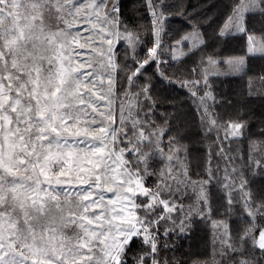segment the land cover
<instances>
[{"label": "snow or ice", "instance_id": "6c2138e0", "mask_svg": "<svg viewBox=\"0 0 264 264\" xmlns=\"http://www.w3.org/2000/svg\"><path fill=\"white\" fill-rule=\"evenodd\" d=\"M144 3L152 47L140 60L141 33L124 22L120 0H0V264H128L135 239L147 250L133 256V264H169L160 258L159 225H175L176 213L181 232L195 216L211 219L213 182L223 215L230 217L238 205L241 224L233 230L228 219L211 221L212 264H264V187H254V177L264 178V128L257 138L245 137L246 121H219L212 93L196 91L210 88L205 63H227L240 74L247 57L264 59V36L248 34L246 20L259 15L264 21V0L227 5L218 35L234 34L232 29L247 35L245 56L202 57L189 70H199L201 79H185L177 69L176 82L198 99L203 136L216 134L203 165L207 179L196 180L190 149L182 143L188 138L182 118L163 114L164 126L157 125L149 86L132 91L145 65L167 63L160 57L170 5ZM171 7L185 15L182 0ZM191 27L176 42L194 41L180 56L205 43L198 26ZM121 41L127 48L123 63ZM180 56L173 46L171 59L179 63ZM158 72L163 76L159 66ZM246 84L249 97L264 99V73ZM235 139H246V147L226 146ZM155 160L162 166L153 170ZM149 177L156 180L152 187L145 184ZM189 196L193 202L185 205ZM171 231L165 228L163 235Z\"/></svg>", "mask_w": 264, "mask_h": 264}, {"label": "trees", "instance_id": "16d2710c", "mask_svg": "<svg viewBox=\"0 0 264 264\" xmlns=\"http://www.w3.org/2000/svg\"><path fill=\"white\" fill-rule=\"evenodd\" d=\"M166 2L169 3L168 0ZM183 4L190 9L196 11L193 18H200L203 20L206 31L209 34L210 40L205 43L197 50L194 51V55L198 57V54L208 49L215 51L216 54L223 56L228 55L227 53H243L245 52L247 45V36L245 34L240 36H234L231 38H223L218 35L220 25L224 22L228 16L230 9L227 6L230 0H182ZM145 4L143 0H120V10L124 22L134 25L139 21L140 13L144 10ZM248 22V28L252 32L258 34H264V21L261 20L259 15H250ZM180 20V19H179ZM150 22V19L148 20ZM182 24L184 22H181ZM146 43L142 46L141 50L136 53L137 59L142 60L143 55L147 52V49L152 44V36L148 32L146 34ZM215 49V50H214ZM118 54L121 62H124V54L127 51L126 45L121 41L118 45ZM163 59V58H162ZM165 59V58H164ZM131 68H135L136 65L132 60L127 61ZM182 64L180 68L184 71L197 67V63H192L191 59L183 58L179 63ZM166 67L167 73H172V67ZM159 69L165 74L164 68L159 66ZM199 71V70H198ZM259 73H264V59L251 57L248 72L240 76H232L226 80H221L219 86L214 89L220 91L218 96V110L216 113H220L223 119H239L246 121L248 127L244 130L245 137L254 138L258 136L259 131L264 128V99H261L257 95L251 97L247 94V80L250 76H254ZM164 77L158 72L157 62H151L142 69L141 74L137 77L135 83L137 87H134L132 91H137L139 86L148 85L149 95L152 100L156 102L153 115L151 119L156 122L155 119H164L163 114L173 115L174 108L181 110L182 115L180 116L184 121L185 131L188 133L186 140L192 145L194 154L196 156L195 149L198 147L196 159L204 165L206 160V151L209 145H213V141L216 138V134L213 132L207 137L203 136L202 129L200 126V120L197 109L196 112L189 111L188 104H192L193 96L188 92L181 89H174L167 81H164ZM212 86V84H211ZM156 87L159 89V93L156 91ZM223 88V90H222ZM162 93V96L160 95ZM160 95V99L158 96ZM144 111H147L148 103L145 102ZM195 108V106H194ZM171 111V113L169 112ZM185 115L183 116V114ZM243 144H247L246 139H239ZM237 139L226 142V146L230 145L233 149L236 147ZM213 154L216 148H212ZM215 162V158H214ZM155 178L149 177L146 179L149 187L155 185ZM213 190L216 192L215 199L217 201L216 209L214 213L225 210L223 206L224 201L221 193L217 190V185L213 182ZM217 197V198H216ZM146 202V201H144ZM187 202V201H186ZM194 227H191L190 233L181 232L178 226H175V231H171L167 236H160L162 239L160 242L161 252L169 253L167 255L169 261L172 263L173 260L179 261V264L186 261L185 264H191L198 260L200 257L210 254L212 248L210 244L211 239V228L206 218H195ZM236 221H240L237 218ZM160 228L165 231V228L169 227L166 222H161ZM204 232V233H203ZM201 236V237H199ZM176 239V240H175ZM167 244L168 247L165 249L163 245ZM206 245V248L203 247ZM189 249V251H188ZM146 251V248L142 246L140 239H135L130 249L127 252L128 264H133L132 257L137 253Z\"/></svg>", "mask_w": 264, "mask_h": 264}, {"label": "rangeland", "instance_id": "374dc122", "mask_svg": "<svg viewBox=\"0 0 264 264\" xmlns=\"http://www.w3.org/2000/svg\"><path fill=\"white\" fill-rule=\"evenodd\" d=\"M168 1H169V3L166 2V0H165V2L168 5H170V7L165 9V12H166V15H167V19L164 21V29H165V31L162 34V40H163L165 51H163L161 53V57H160L161 60L167 61V63H160L158 65V62H157V65L161 66L162 68H164V70L166 69V67L168 65H170L169 67H172V73L171 72L167 73L166 70H165L166 73L165 74L163 73V76H162V77L165 78L164 81H167L174 89H176V90L181 89V90H184V91H186V92H188L190 94V92H189V90L187 88L181 87L180 83L176 82L177 79H178V75H179L178 72H177V69H180L182 64L177 65L175 63L174 65H172V63H174V61L171 59L173 46H176V55H178V56H180L181 52H188L189 48H191L193 43H194L193 40H188V41H186V42H184L182 44H179V45H176V42L180 41L183 36H185L186 34L191 33L193 31V29L191 27L192 24H196L198 26L199 32L201 33L202 38L204 39V41H209L210 37H209L208 32L206 31V28H205L203 20H201L200 18H198V19H194L193 18V15H194V13H196V11H194L193 9H190V8H188L186 6L185 7V15L181 16V15L177 14V12L175 11V9L173 7H171V5L175 4L177 2V0H168ZM143 2H144V0H143ZM249 16L250 15H248L246 17L247 28H248V22H249V19H250ZM139 17H140L139 21L134 23V25L128 24V26H129V28L131 30H134V31H137V32L141 33L142 44L137 48L136 53L139 51V49L141 50L143 45H145V43H146V41H145L146 40V34L148 32L151 34V22L147 21V19L148 20L150 19L147 7H144V10L141 11ZM225 20H224V22H225ZM181 22H184V23L182 24ZM224 22L220 25L219 30L224 25ZM141 25H143L144 27H140ZM232 33H234V34L226 35L223 38H227V37L231 38V37H234V36L243 35V34L235 33V29H232ZM248 34L255 35L258 40L260 39V37L264 36V34H258L256 32H252L249 28H248ZM150 47H152V44L149 46V48ZM246 48H247V45H246ZM227 54L228 55L220 56V55L216 54L215 51H212V50L208 49V51H204V52H201L200 54H198V57H196V55H194V52H193V53H190L187 56H180V60L186 57V58L191 59L192 63H197L198 65H199V62H200L202 57L205 58V60L207 59V57H212L213 59H215L217 61H226V60H228L230 58L245 56L246 55V49H245V52H243V53H227ZM142 55H143V59H144L145 56H146V53L142 54ZM129 60H131V58H129ZM250 60H251V57H247L246 58V64H247L246 73L248 72V69H249ZM203 67H207L209 69V75H208L207 83H208V85H210V88L206 89V88H204L203 85L199 86L196 89L197 95L198 96H203L204 95V91H210L212 93V95L215 97V100L217 102H218V96H219L218 93H220V91H219V89L215 90L214 89V85L217 88L219 86V83H220L221 80H226L227 78L232 77V76H240V75L246 74V73L236 74L234 72V70L230 67V65H228L227 63H218V64H216L214 66H208L205 63L203 65ZM212 73H219V75H213ZM250 77H252V76H250ZM184 78L185 79H201V75L199 74V71L196 74H193L192 72L185 71V77ZM170 80L172 82H169ZM211 84H212V86H211ZM222 90H223V88H222ZM156 91L159 93V89L157 87H156ZM160 95L162 96V93ZM160 95L158 96L159 99H160ZM191 103L192 104H188V106H187L189 111L192 110V111L196 112L195 109L198 108V103H199L198 99L196 97H193V101H191ZM208 103L210 105L212 104L211 101H209ZM194 106H195V108H194ZM216 106H218L217 103L214 105V113H215V118L218 119L219 121H221V122L229 121V120L239 121V119H233V118L232 119H223V118H221L220 113H216V110H218V108ZM169 112L171 113V111H169ZM172 113L175 114V115H178L179 117L182 115L181 110L176 109V108H174ZM184 115H185V113L183 114V116ZM155 120H156L155 123L157 125L164 126V119H160V120L159 119H155ZM182 123L184 125L183 119H182ZM254 138H257V136L254 137ZM182 143L186 144L189 147L190 152H191L190 159L192 160V165H191L190 175L192 176V179L193 180L200 179V178L207 179V176L205 175L204 170H203V164H201L196 159L198 147L195 149V152H196V156H195L194 149H193L192 145L189 143V141L184 139L182 141ZM164 144L165 145L167 144V137L164 138ZM237 144H239L242 149L246 147V145L243 144L239 139H237L236 145ZM165 150H167V149L165 148ZM197 163H199L201 165V167H197ZM161 166L162 165L160 164L159 160H155V161L152 162L153 170L159 169ZM254 179L256 181L254 187H257V188L264 187V178H262L260 176H257V177H254ZM155 183H156V181H155ZM145 184H146L147 187H149V185H148V183L146 181H145ZM211 191L213 193V209L215 210L216 209V205H217V201L215 199L216 192H215V190H213L212 187H211ZM220 195H222V194H220ZM193 199H194V197L189 196V197L183 199L182 202L185 205H188V204H191L193 202ZM224 212H225V210H223V212L219 211L217 213H214V211H213V213L211 215V219L206 218V221L209 222V220H210V223H209V226L211 228L210 244H211L212 250H211L210 254H206V255L200 257L198 260L194 261L191 264H212V262H213V232H214V230H213V226H212V223H211L212 220L228 219L229 223H230V226L232 227L233 230H235L236 228H238L240 226L241 221H239V222L236 221L237 218L240 217V208H239L238 205L234 208V210H233V212H232L230 217H226L225 215H223ZM195 218L199 219V218H203V217H200V216L193 217L190 221L187 222L188 226H187L186 230L183 231V232H187V234L190 233L189 231H190L191 227H194V225H195L194 221H193V219H195ZM173 219L176 220V224L173 225L170 222H166V223L169 224L168 229H172L175 226L179 227L180 214L179 213L174 214L173 215ZM259 223L264 224V221H259ZM159 233H160V236H162L163 233H164V231L160 228V226H159ZM199 237H201V236H199ZM162 240H164V239H162L160 237L159 244H160V242ZM203 247L206 248V245H203ZM188 251H189V249H188ZM166 254L170 255L169 253H166ZM166 254H165V252H161L160 251V258L161 259H164V258L168 259ZM216 259H219V257H217ZM185 263H186V261L182 262L181 264H185ZM169 264H172V263L169 261Z\"/></svg>", "mask_w": 264, "mask_h": 264}]
</instances>
